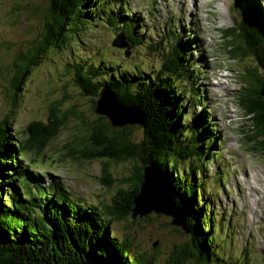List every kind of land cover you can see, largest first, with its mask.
I'll return each mask as SVG.
<instances>
[{
  "label": "rangeland",
  "instance_id": "obj_1",
  "mask_svg": "<svg viewBox=\"0 0 264 264\" xmlns=\"http://www.w3.org/2000/svg\"><path fill=\"white\" fill-rule=\"evenodd\" d=\"M259 1L264 14V0ZM126 2L127 9L118 15L128 19L134 16L146 29L142 32L143 46L114 48L112 43L119 34L116 28L107 22L95 23L80 32L73 44L44 56L19 84L18 68L32 60L30 51L41 38L49 0H0V124L8 123L12 140L25 141L26 129L32 122L47 123L57 114L63 125L56 137L39 151L24 150L22 165L32 175L44 176L32 177V182L39 181L44 186L58 178L73 199L82 205L97 206L104 215L119 191L129 188L127 179L140 162L83 157L90 145L89 128L97 115L92 110V99L83 96L73 84L74 66L84 57L87 64L102 60L103 64L114 63L118 72L138 65L149 76L164 62L169 49L164 42L172 26L181 34V42L190 40L194 50L191 62L201 71L183 83L186 93L196 95L187 105V121H191V114L205 113L208 132L217 140L215 147L205 150L210 156L184 150V155H192L178 165L188 185L194 179L203 183L207 203L212 207L207 213L213 212L220 226L215 248L220 258L215 264H264V155L252 149L254 124L239 102L245 87L242 72L255 67L256 62L249 57L244 62L232 57L223 37V31L240 19V4L236 0ZM117 11L118 7H112L106 15H116ZM156 47L160 48L158 52ZM131 136L140 142L144 133L136 129ZM203 162L205 172L201 174ZM106 219H111L114 237L131 242L130 257L142 254L146 262L166 264L176 247L190 241L189 235L171 225L172 218L168 216L151 213L136 220L131 216L125 220Z\"/></svg>",
  "mask_w": 264,
  "mask_h": 264
},
{
  "label": "trees",
  "instance_id": "obj_2",
  "mask_svg": "<svg viewBox=\"0 0 264 264\" xmlns=\"http://www.w3.org/2000/svg\"><path fill=\"white\" fill-rule=\"evenodd\" d=\"M238 2L242 6L240 19L223 31V37L231 48L228 52L232 57L242 62L249 57L256 62L255 67L242 72L245 87L239 102L254 124L255 131L250 137L255 143L252 149L264 155L261 95L264 14L255 0H245V6L243 1ZM112 7H118L119 13L106 15ZM125 9L126 0H49L41 38L33 43L30 51L32 60L18 68L19 84L44 56L73 44L80 32L95 23L107 22L116 28L119 34L125 35L130 47L143 46L142 32L146 29L140 27L141 23L134 16L121 18L118 14ZM169 32L164 42L169 48L164 62L149 76L138 65L133 70L126 67L118 72L114 63L103 64L102 60L87 64L84 57L74 66L73 84L83 96L92 99V110L97 115L90 125V145L83 157L93 161L106 158L114 162H140L127 179L129 188L119 191L104 215L97 206L82 205L73 199L58 178L44 186L39 181L32 182V177H42L32 175L28 167L22 165L24 150L39 151L56 137L63 125L57 114L47 123L32 122L26 129L28 139L25 141L12 140L8 123L0 124V264H157L146 262L142 254L130 257L131 242L114 237L110 230L111 219H106L132 217L135 200L142 193L146 171L150 168L152 178L160 179L162 191L167 188L173 192L174 208L184 217V227H175L190 236L188 243L173 250L166 264H215L220 258L219 250L215 249L219 244L220 226L214 213H207L212 207L207 203L204 185L197 179L188 185L185 172L181 173L178 167L180 160L186 161L192 155H184V150L190 153L191 149L192 153L207 157L210 153L206 148L215 147L217 140L208 132L205 113L191 114V121H187V105L196 95L186 93L183 83L193 80L201 71L191 62L194 50L190 48V40L181 42V34L172 26ZM159 50L156 47V51ZM104 89L115 94L117 104L123 109L134 108L131 111L135 113L137 110L144 126H114L108 116L96 113ZM136 129L144 133L140 142H135L131 136ZM200 166L203 174L204 162ZM107 168L108 163L102 168L104 175ZM190 171L195 176L194 171ZM151 186L154 189L153 183ZM168 217L172 218L174 226V218Z\"/></svg>",
  "mask_w": 264,
  "mask_h": 264
},
{
  "label": "water",
  "instance_id": "obj_3",
  "mask_svg": "<svg viewBox=\"0 0 264 264\" xmlns=\"http://www.w3.org/2000/svg\"><path fill=\"white\" fill-rule=\"evenodd\" d=\"M112 46L114 48H118V49H125V48L130 47L128 45L126 39H125L124 34H119L116 37V39L113 41ZM126 56L128 57L129 53H127ZM261 95H262L263 103H264V85L261 89ZM115 97H116L115 94H113L109 90L104 89L100 93L98 105L96 108V113H98L100 115L108 116L111 119V121L113 122L114 126H125V125L144 126L142 115H140L137 112V110H136L137 114L135 112H132L133 110H135L134 108H130L129 110L123 109L122 107H120L117 104ZM128 113L131 114L132 117H129ZM133 116L136 118L135 121H132L130 119V118H133ZM152 172L153 171L151 170V168H150V170L148 169L146 171V182L143 186L142 193L135 200L136 208L133 210L132 219H136L138 216H140L141 218L146 217L149 214H151L152 212H155L156 214H162L163 213L167 216H172L174 218V220L172 222V224L174 226H183L184 227V224H185L184 223L185 222L184 217L180 214V212L177 209L174 208L173 192L170 190H167V189L165 191H162V193L164 195V199H163L160 196L161 191L159 190V189L162 190V188H161V187H163L162 183L158 177L153 176V178H152V175H151ZM152 183L154 185V189L151 186ZM151 187H152V190H151ZM156 188H158V189L156 190ZM148 190H150V192ZM153 199L154 200L156 199L158 201L164 200L163 203H165V205L167 206V208H165L166 210H164L163 208H161V209L158 208V205L157 206L152 205ZM149 202L151 204H149ZM156 246H157V243L154 244V247H156Z\"/></svg>",
  "mask_w": 264,
  "mask_h": 264
},
{
  "label": "bare ground",
  "instance_id": "obj_4",
  "mask_svg": "<svg viewBox=\"0 0 264 264\" xmlns=\"http://www.w3.org/2000/svg\"><path fill=\"white\" fill-rule=\"evenodd\" d=\"M129 114V113H128ZM132 116L131 114H129V117ZM124 118V117H123ZM160 196L164 199V195L162 193V191L160 192ZM162 201V202H161ZM161 201H158V200H152V205L154 206H157L158 205V208H163L164 210H166L165 208H167V206L165 205V203H163L164 200H161Z\"/></svg>",
  "mask_w": 264,
  "mask_h": 264
}]
</instances>
